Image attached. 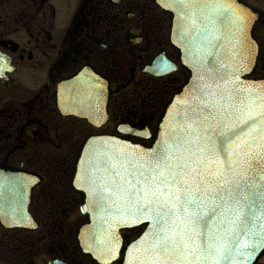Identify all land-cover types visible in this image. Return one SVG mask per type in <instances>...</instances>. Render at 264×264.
Returning <instances> with one entry per match:
<instances>
[{
    "label": "flooded vegetation",
    "instance_id": "obj_1",
    "mask_svg": "<svg viewBox=\"0 0 264 264\" xmlns=\"http://www.w3.org/2000/svg\"><path fill=\"white\" fill-rule=\"evenodd\" d=\"M238 1L264 78V0ZM169 19L155 0H0V264H124L141 227L85 251L74 164L89 136L149 142L187 76Z\"/></svg>",
    "mask_w": 264,
    "mask_h": 264
},
{
    "label": "snow or ice",
    "instance_id": "obj_2",
    "mask_svg": "<svg viewBox=\"0 0 264 264\" xmlns=\"http://www.w3.org/2000/svg\"><path fill=\"white\" fill-rule=\"evenodd\" d=\"M191 24L209 35L206 24ZM210 55L211 82L200 78L157 147L109 149L89 169L101 209L151 221L133 264H251L264 249V98L236 87L238 77ZM105 243L111 255V233Z\"/></svg>",
    "mask_w": 264,
    "mask_h": 264
},
{
    "label": "water",
    "instance_id": "obj_3",
    "mask_svg": "<svg viewBox=\"0 0 264 264\" xmlns=\"http://www.w3.org/2000/svg\"><path fill=\"white\" fill-rule=\"evenodd\" d=\"M155 1L170 14L169 41L177 50L179 62L187 70V76L164 103L153 132L146 135L149 143L135 142L112 135L89 136L80 145L72 178L74 188L81 195L80 210L86 217L78 228L79 244L85 251L96 255L105 254V247L108 246L105 237L109 233L118 246L121 245V230L141 227L139 234L125 246L124 264H133V250L141 241V237L150 230L151 221L141 217L137 223L125 222L114 210L101 209L94 202L95 198L90 190L91 173L89 172L94 160L109 149L150 151L157 147L158 142L170 130L173 117L180 110L181 102L187 99L191 89L201 82L200 78L204 77L206 82H211L210 53L225 66L223 71L229 78L238 77L236 87L245 91L252 89L256 95L264 98V78L249 77L256 62L257 46L250 36V13L240 1L189 0L187 6L181 3V0ZM224 5L228 7L225 8ZM218 9L223 12V17H219ZM203 16H207L208 20H203ZM193 18L207 25L209 35L206 38L196 34L195 27L191 24ZM0 58H2L0 64H5L7 61L5 57L0 54ZM256 110H261L259 105ZM242 238L252 239V237ZM263 253L264 249L256 254L251 264H254ZM242 259V256L236 257L237 262Z\"/></svg>",
    "mask_w": 264,
    "mask_h": 264
}]
</instances>
